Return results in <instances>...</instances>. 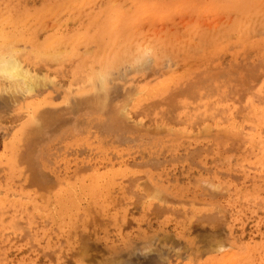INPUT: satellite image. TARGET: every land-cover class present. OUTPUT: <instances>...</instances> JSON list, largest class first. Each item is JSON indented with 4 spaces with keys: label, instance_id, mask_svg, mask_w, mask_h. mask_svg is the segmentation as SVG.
<instances>
[{
    "label": "rangeland",
    "instance_id": "1",
    "mask_svg": "<svg viewBox=\"0 0 264 264\" xmlns=\"http://www.w3.org/2000/svg\"><path fill=\"white\" fill-rule=\"evenodd\" d=\"M79 1L0 0V264H264V0Z\"/></svg>",
    "mask_w": 264,
    "mask_h": 264
},
{
    "label": "bare ground",
    "instance_id": "2",
    "mask_svg": "<svg viewBox=\"0 0 264 264\" xmlns=\"http://www.w3.org/2000/svg\"><path fill=\"white\" fill-rule=\"evenodd\" d=\"M83 1V0H82ZM82 1H79V2H82ZM123 1V0H122ZM160 1V0H159ZM134 1H132L131 3H133ZM166 2V1H165ZM72 3V2H71ZM148 3H150V2H148ZM84 4V3H83ZM87 4V3H86ZM90 4V3H89ZM112 4H114V3H112ZM7 5V4H6ZM73 5V4H72ZM88 5V4H87ZM115 5H116V3H115ZM150 5V4H149ZM158 5H160V4H158ZM157 5V6H158ZM163 5V4H162ZM78 6V5H77ZM90 6V5H89ZM93 6V5H92ZM133 6V5H132ZM154 6V5H153ZM166 5H164V7H165ZM41 7H43V6H41ZM83 7V6H82ZM81 7V8H82ZM126 7V6H125ZM145 7V6H144ZM147 7V6H146ZM4 8V7H3ZM167 8H169L168 6H167ZM4 9H6V8H4ZM39 10V9H38ZM123 10V9H122ZM125 10V9H124ZM153 10V9H152ZM151 10V11H152ZM132 11V10H131ZM158 11V10H157ZM163 11V10H162ZM44 12V11H43ZM48 12V11H47ZM153 12V11H152ZM26 13V12H25ZM121 13V12H120ZM123 13H124V11H123ZM85 14V11L83 12V15ZM87 14H88V12H87ZM92 14V13H91ZM140 14V13H139ZM79 15V14H78ZM121 15V14H120ZM125 15V14H124ZM130 15V14H129ZM136 15V14H135ZM153 15V14H152ZM127 16H128V14H127ZM137 16V15H136ZM136 16H134V17H136ZM116 17V16H115ZM70 18V17H69ZM78 18H80V17H78ZM129 18V17H128ZM72 19H75V18H72ZM135 19V18H134ZM65 20H67V18L65 19ZM77 20V19H76ZM80 21V20H79ZM65 22V21H64ZM11 23V22H10ZM74 23V22H73ZM92 23V22H91ZM127 23H129V22H127ZM147 23V22H146ZM5 24V23H4ZM13 24V23H12ZM93 24V23H92ZM139 25V24H138ZM2 26V25H1ZM129 26V25H128ZM49 28V27H48ZM61 28V27H60ZM14 31V30H13ZM206 33H207V31H206ZM133 35V34H132ZM61 36V35H60ZM115 36V35H114ZM50 37V36H49ZM65 37V36H64ZM149 38V37H148ZM2 39V38H1ZM0 39V40H1ZM58 39V38H57ZM56 39V40H57ZM56 40H55V42H56ZM2 41H4V40H1V42ZM0 42V43H1ZM123 42H125V41H123ZM53 43V42H52ZM94 43V42H93ZM135 43V42H134ZM204 43V42H203ZM219 43V42H218ZM229 43V42H228ZM54 44V43H53ZM53 44H51V46L53 45ZM133 44V43H132ZM205 44V43H204ZM208 44H209V42H208ZM62 45V44H61ZM89 45V44H88ZM87 45V46H88ZM93 45V44H92ZM99 45V44H98ZM135 45H136V43H135ZM152 45V44H151ZM199 45V44H198ZM7 46V45H6ZM23 46V45H22ZM50 46V47H51ZM122 46V45H121ZM1 47V46H0ZM84 47H86V46H84ZM97 47V46H96ZM109 47V46H108ZM148 47V46H147ZM209 47V46H208ZM11 48V47H10ZM64 48V47H63ZM138 48H139V46H138ZM149 48H150V46H149ZM157 48V47H156ZM158 48H160V47H158ZM157 48V49H158ZM162 48V47H161ZM187 48H188V46H187ZM187 48H183V49H187ZM203 48H204V45H203ZM202 48V49H203ZM211 48V47H210ZM215 48V47H214ZM88 49V48H87ZM87 49H86V51H87ZM118 49V48H117ZM165 49V48H164ZM201 49V50H202ZM208 49V48H207ZM5 50V49H4ZM15 50V49H14ZM29 50V49H28ZM27 50V51H28ZM89 50V49H88ZM136 50V49H135ZM139 50V49H138ZM142 50V49H141ZM151 50V49H150ZM197 50H198V48H197ZM212 50V48L210 49V51ZM2 51V50H1ZM30 51V50H29ZM52 51V50H51ZM125 51V50H124ZM123 51V52H124ZM143 51V50H142ZM145 51V50H144ZM143 51V52H144ZM160 51V50H159ZM164 51V50H163ZM171 51V50H170ZM191 51V50H190ZM20 52V51H19ZM18 52V53H19ZM65 52V51H64ZM116 52V51H115ZM122 52V51H121ZM147 52H148V50H147ZM151 52H153V51H151ZM150 51L148 52V55H149V53H151ZM172 52V51H171ZM171 52H169V53H171ZM179 52H180V50H179ZM186 52V51H185ZM200 52V51H199ZM199 52H197V56H198V53ZM216 52V51H215ZM214 52V53H215ZM220 52V51H219ZM2 53V54H1ZM3 53L4 52H0V84H2V85H4V86H6V87H14L15 89H21V87H23V86H26L24 89H22L24 92H26V93H30V92H33V90L35 89H33V86L31 87L30 85H29V82H30V80H32L33 81V83H34V78H36V76L34 77V75H32L33 76V78H32V76H31V72L30 71H28L26 68H24V67H22L20 64H19V61L16 59H14L12 56L11 57H8V56H10V55H8L7 57L5 56V55H3ZM56 53H58V52H56ZM70 53H72L71 51H70ZM77 53V52H76ZM85 53V52H84ZM114 53V52H113ZM146 53V52H145ZM145 53L143 54V55H145ZM167 53V52H166ZM165 53V54H166ZM180 53H182V52H180ZM184 53V52H183ZM187 53V52H186ZM188 53H189V51H188ZM195 53V52H194ZM207 53H209V52H207ZM5 54H6V52H5ZM42 54V53H41ZM47 54V53H46ZM124 54V53H123ZM141 54V53H140ZM160 54V53H159ZM158 54V55H159ZM162 54H163V52H162ZM172 54V53H171ZM210 54V53H209ZM14 55V54H13ZM17 55V54H16ZM16 55H14V56H16ZM32 55V54H31ZM50 55V54H49ZM108 55V54H107ZM152 55V54H151ZM190 55V54H189ZM191 55H192V53H191ZM200 55V54H199ZM207 55V54H206ZM18 56V55H17ZM35 56V55H34ZM122 56V55H121ZM141 56V55H140ZM163 56V55H162ZM167 56V55H166ZM170 56V55H169ZM186 56V55H185ZM193 56H195V55H193ZM197 56H196V58H197ZM218 56V55H217ZM21 57V56H20ZM39 57H42V56H39ZM44 57V56H43ZM78 57V56H77ZM145 57V56H144ZM149 57L151 58V56L149 55ZM164 57H165V55H164ZM181 57V56H180ZM183 57H184V55H183ZM183 57H181V58H183ZM199 57V56H198ZM49 58V57H48ZM143 58V57H142ZM157 58H159V57H157ZM161 58V57H160ZM163 58V57H162ZM186 58V57H185ZM184 58V59H185ZM190 58V57H189ZM121 59V58H120ZM135 59L137 60V61H139L136 57H135ZM148 59V58H147ZM184 59H182V60H184ZM210 59V58H209ZM218 59V58H217ZM73 60V59H72ZM187 60V59H186ZM196 60V59H195ZM205 60V59H204ZM18 61V62H17ZM150 61V60H149ZM92 62V61H91ZM151 62H152V60H151ZM68 63V62H67ZM132 64V63H131ZM142 64V63H141ZM140 64V65H141ZM151 64V63H150ZM139 65V64H138ZM132 66V65H131ZM142 66V65H141ZM133 67H135V65H133ZM138 66H137V64H136V67L135 68H137ZM134 68V69H135ZM139 68H141V67H139ZM29 69V68H28ZM131 70V69H130ZM124 71V70H123ZM139 71V70H138ZM30 72V73H29ZM33 73V72H32ZM36 75V74H35ZM195 75V74H194ZM42 76V75H41ZM101 76V75H100ZM81 77V76H80ZM91 77V76H90ZM101 77H103V76H101ZM97 78V77H96ZM40 79H41V77H40ZM48 79V78H47ZM103 79V78H102ZM102 79L101 80H98V81H102ZM42 80V79H41ZM49 80V79H48ZM107 80V79H106ZM70 81V80H69ZM104 81L105 80H103V83H104ZM102 83V82H101ZM101 83L99 84V85H101ZM106 83V82H105ZM108 83V82H107ZM116 83V82H115ZM219 83V82H218ZM47 84V83H46ZM43 85H44V83H43ZM28 86H30V88H28ZM35 86H36V84H35ZM163 87V86H162ZM39 88V87H38ZM7 89V88H6ZM5 89V90H6ZM99 89V88H98ZM9 90V89H8ZM20 91V90H19ZM19 93V92H18ZM146 93V92H145ZM19 95V94H18ZM106 95V94H105ZM212 95V94H211ZM20 96H21V94H20ZM226 96V95H225ZM10 98V97H9ZM143 100V99H142ZM222 100V99H221ZM17 101V100H16ZM221 102V101H220ZM3 118V117H2ZM149 120V119H148ZM220 129V128H219ZM195 133V132H194ZM204 145V144H203ZM100 176V175H99ZM91 183V182H90ZM110 184V183H109ZM86 185V184H85ZM127 185V184H126ZM87 188V187H86ZM105 192V191H104ZM75 245V244H74ZM195 252H196V250H195ZM165 257V256H164ZM160 259V258H159ZM226 260V259H225ZM225 263V262H224Z\"/></svg>",
    "mask_w": 264,
    "mask_h": 264
}]
</instances>
